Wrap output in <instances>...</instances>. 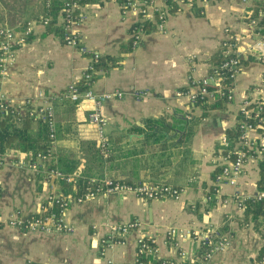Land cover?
I'll return each instance as SVG.
<instances>
[{"label": "crops", "instance_id": "obj_1", "mask_svg": "<svg viewBox=\"0 0 264 264\" xmlns=\"http://www.w3.org/2000/svg\"><path fill=\"white\" fill-rule=\"evenodd\" d=\"M186 1L193 6L171 11L164 33L150 25L134 47L132 34L139 25L136 15L123 14L118 0H83L78 28L89 53L63 43L59 17L55 31H50V25L34 27L0 82L1 90L17 105L37 103L40 92L51 101L56 120L53 167L61 163L76 166L71 174L85 180L108 176L135 183H163L180 187L184 193L177 200L152 201L115 194L74 205L66 214L74 231L67 234L1 228L0 264H25L29 259L40 264H106L107 258L117 264H136L141 236L156 240L159 250L147 264H251L257 256L262 234L252 223H243L245 210L237 209L233 197L237 194L247 199L260 192L257 181L262 155L247 162L236 187L217 185L216 175L221 164V137L238 125L243 99H264V65L256 55L246 52L248 44L258 37L251 33L242 0H207V5L202 0ZM46 13L45 0H0V28L19 30ZM226 29L240 36L242 65L234 100L217 96L207 104L193 103L183 94L193 80L210 73L228 38ZM128 44L132 52L125 54L123 48ZM94 52L119 61L117 67L97 72L94 92L124 94L102 107L109 122L108 157L101 155L96 127L90 123L93 104L65 98L71 84L83 82ZM135 92H146L147 96L137 99ZM66 101L75 104L70 118L62 111ZM218 101L221 108L205 111ZM178 118L189 124L185 130L179 127ZM194 123L189 136L187 129ZM165 125L177 129L165 136ZM53 192L68 193L62 182L47 181L29 169L6 166L0 170L2 214L17 210L30 216ZM134 220L142 222V227L131 231L124 244L103 257L101 240L110 227ZM226 225L231 245L210 260L203 258L194 238L167 237L172 228L202 233L209 227L220 231ZM182 251L186 254L183 257Z\"/></svg>", "mask_w": 264, "mask_h": 264}, {"label": "built area", "instance_id": "obj_2", "mask_svg": "<svg viewBox=\"0 0 264 264\" xmlns=\"http://www.w3.org/2000/svg\"><path fill=\"white\" fill-rule=\"evenodd\" d=\"M259 0H242L247 6L245 18L252 35L258 37L246 47V52L256 55L258 61L264 65V32H256L259 20L264 16L262 9H259L255 17L254 5ZM83 0H63V7L60 11L63 43L66 46L78 49L81 53L87 54L89 50L83 42L79 31L82 16L79 13L82 9ZM123 14L132 13L138 17V23L133 30V46L136 47L142 40L144 28L148 25L154 26L160 32H165L167 20L171 11H181L184 8L192 7L191 2L186 0H118ZM207 5V0H202ZM54 0H45L46 11L52 9ZM49 26L51 18L48 15L37 20L28 21L19 30L9 27L0 28V82L6 76L8 68L16 59L19 48L24 47L27 40L34 32L36 25ZM228 38L223 42L221 51L225 59L214 64L210 73L197 80L192 81L191 87L184 92L193 103L207 104L216 97L232 101L234 100L235 81L242 65L239 50L241 49L240 36L230 34V29L225 30ZM91 59L83 76L86 89H80V83L71 84L65 94V98L73 102L88 101L93 104V110L89 114L90 123L96 127L98 148L101 155L108 157L109 142L106 128L109 125L108 119L104 116L102 107L107 101L122 99L123 92H108L97 95L93 90V83L97 71L95 64L100 59L99 53H91ZM195 88L196 90H192ZM137 99L147 96L146 92H135ZM35 102H27L24 106L17 105L14 100L0 88V119L12 117L16 122H23L26 117L36 120H44L49 127V136L52 140L50 150L47 154L38 153L35 156L17 150H8L0 155V170L6 166H14L21 169H29L35 176H42L47 181H59L71 185L73 190L68 193L53 192L46 197V203L40 206L38 212L24 216L19 211L7 215L0 213V228L9 226L28 232L45 234H67L74 231V227L67 221V210L74 205H80L87 201L106 198L115 194L131 195L144 200H177L184 193L180 187L155 183V182H130L124 179H116L108 176L102 178H91L84 184H80L81 177L77 174H65L56 167L50 165L54 159L53 151L56 139L55 111L49 98L40 92ZM39 102V103H38ZM239 136L236 141H231L228 136L223 135L220 140L221 164L216 175V183L228 184L236 187L243 169L247 162L257 158L264 152V99L246 97L243 99L240 108V121L238 123ZM235 195L233 197L236 207L240 211L246 209L247 200H264V190L247 199ZM142 222L138 220L129 221L110 227L109 233L101 240V255L106 258L107 251L117 245L125 243V237L138 228ZM195 239L203 251V258L210 260L214 255L225 252L231 245L229 233L220 234L215 228L209 227L204 232L192 230L170 229L167 232L168 239ZM176 246L179 243L176 242ZM159 250L156 240L141 236L137 239L136 264H147L150 258L158 255ZM180 255L186 254L182 251ZM25 264H40L33 260H27ZM106 264H117L113 259H106ZM168 264V263H164ZM174 264V263H169ZM252 264H264V224L262 226V245Z\"/></svg>", "mask_w": 264, "mask_h": 264}, {"label": "trees", "instance_id": "obj_3", "mask_svg": "<svg viewBox=\"0 0 264 264\" xmlns=\"http://www.w3.org/2000/svg\"><path fill=\"white\" fill-rule=\"evenodd\" d=\"M63 7V0H54L52 9L49 10L46 15H48L51 18V24H50V31H55L58 29L57 23L58 18L60 16V11ZM259 9H262L264 12V0L255 1L254 5V13L255 17L258 15ZM150 25L146 26L145 28L148 29ZM256 32L263 33L264 32V16L259 20V23L256 28ZM132 52V46L131 44H128L123 48V53H130ZM225 59L224 53L220 51L218 56L215 58V64L220 63ZM119 65V61L116 58H102L98 60V62L95 64L96 71L100 70H106L109 71L110 69L117 67ZM80 89L84 90L86 89L85 82L80 83ZM62 111L65 112L66 117L70 118L73 115V112L75 110V104L70 103L69 101L63 102ZM222 106V102L218 101L215 104L205 107V111H208L210 109H219ZM204 115H208L207 112H204ZM179 127L182 128V130H185L187 125H189L184 118H178ZM36 122V126H34ZM193 125H196V123L192 124V126H189L188 128V134L189 136L192 135L193 131ZM166 128V134L169 133L171 129H177V127H167ZM174 131V130H171ZM228 137L231 141H236L239 136V130L238 125L227 132ZM49 127L46 121L43 119L41 120H34L31 118L26 117L23 122H16L12 117H6L3 119H0V155L6 153L8 150H17L21 151L23 153H28L33 156H35L38 153L47 154L48 150H50L52 140L49 136ZM55 155V153H52ZM76 166L67 165L65 163H61V165L58 167L63 173L65 174H71L75 171ZM258 172H259V180L257 181V187L260 191L264 190V152L262 154V159L259 161L258 165ZM87 180L81 179L79 180L80 184H84ZM42 182L40 184V187L42 188ZM65 192L72 191V186L68 185L66 183H63ZM246 209L244 211L243 215V223L245 225H249L250 223L253 224L254 230L257 232H260L262 234V226L264 224V200H247L245 202ZM241 224V223H240ZM229 227L223 226L220 229V234H225L228 232ZM201 255H203V251L200 252ZM252 264V261H251Z\"/></svg>", "mask_w": 264, "mask_h": 264}, {"label": "rangeland", "instance_id": "obj_4", "mask_svg": "<svg viewBox=\"0 0 264 264\" xmlns=\"http://www.w3.org/2000/svg\"><path fill=\"white\" fill-rule=\"evenodd\" d=\"M14 211H17V210H13V211H11V212H9V213H12V212H14ZM9 213H7V214H9ZM7 214H4V215H7ZM4 227H9V226H3V227H1V228H4ZM0 228V229H1ZM10 228H12V227H10Z\"/></svg>", "mask_w": 264, "mask_h": 264}]
</instances>
